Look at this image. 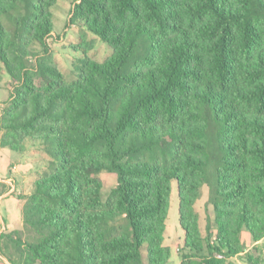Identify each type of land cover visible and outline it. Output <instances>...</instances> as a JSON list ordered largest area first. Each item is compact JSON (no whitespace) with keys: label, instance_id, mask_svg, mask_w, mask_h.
<instances>
[{"label":"trees","instance_id":"16d2710c","mask_svg":"<svg viewBox=\"0 0 264 264\" xmlns=\"http://www.w3.org/2000/svg\"><path fill=\"white\" fill-rule=\"evenodd\" d=\"M58 0H0V146L49 156L20 195L23 229L0 234L11 264H167L173 181L179 264H259L264 238V0H79L83 57L65 79L48 39ZM210 166V167H209ZM214 168V180L208 171ZM103 171L117 183L104 197ZM209 187L213 226L195 209ZM256 249V248H255Z\"/></svg>","mask_w":264,"mask_h":264},{"label":"rangeland","instance_id":"374dc122","mask_svg":"<svg viewBox=\"0 0 264 264\" xmlns=\"http://www.w3.org/2000/svg\"><path fill=\"white\" fill-rule=\"evenodd\" d=\"M79 2V0H58L57 5L52 8L53 13V32L48 39L50 46V52L53 57V62L58 69L63 73L65 79L70 80L73 78V63L78 62L83 57V52L74 48L79 42V35L82 32H86L87 40H94L93 48L88 51V56L92 59L102 62L107 56H109L111 49L108 44L104 43L96 36L87 32L80 22L72 23V9ZM12 90V83L10 76L4 72L2 80L0 82V114L1 109L6 105L10 93ZM1 135V132H0ZM27 149L23 152L12 150L8 147L0 146V178L8 175H12V179L16 183L17 191L29 194L32 191L33 183L35 179L43 174L47 170V161L50 159L48 154L41 149L38 143H27ZM15 167V169L13 168ZM210 167V166H209ZM214 180V168L208 171L209 177ZM99 177L104 182V197L108 194L109 190L113 188L116 183V175L103 171L99 174ZM2 187L0 185V192ZM17 201V216L21 217V202L14 194ZM209 199V187L204 185L201 189V197L198 199L195 205V209L199 214L200 227L205 234L207 226H213L214 212L213 207L208 202ZM178 193L176 182L173 181V190L170 201V208L168 218L166 221V231L164 244L171 248V257L167 264H179L181 261V253L184 251L183 241L184 232L179 224L178 214ZM12 201L9 199L0 198V216L8 222V216L10 208L12 207ZM14 209V208H13ZM23 229V222L17 224L15 230L21 231ZM242 241L246 243V238H250L249 233L243 230L241 233ZM251 240V238H250ZM248 253L259 255V264H264V239L259 249L252 248L248 250ZM247 254L238 256L235 258L241 264H245V258Z\"/></svg>","mask_w":264,"mask_h":264},{"label":"crops","instance_id":"0c3cea01","mask_svg":"<svg viewBox=\"0 0 264 264\" xmlns=\"http://www.w3.org/2000/svg\"><path fill=\"white\" fill-rule=\"evenodd\" d=\"M15 169V167H13ZM0 185L2 187V191L0 192V198L3 199H9L10 201H12V207L14 208H10L9 211V216L8 218V222H6L1 216H0V234L2 232H9L12 230H15L17 228V224H19V222L22 221V216L20 217V215L17 216L16 212H17V206L16 203L17 201L15 200V196L13 197L14 194H16L17 198L20 195H26L23 192L17 191V187H16V183L15 181L12 179V175H8L7 173L5 174V176H3L2 178H0ZM23 222V221H22ZM246 246H247V251L252 249V248H256L259 249L261 247V243L263 241V239H261L258 242H252V240H250V238H246ZM0 264H11L3 255L0 254ZM241 264V263H240Z\"/></svg>","mask_w":264,"mask_h":264}]
</instances>
